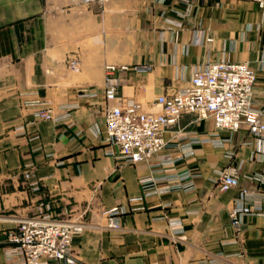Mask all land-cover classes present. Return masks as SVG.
Wrapping results in <instances>:
<instances>
[{"label": "crops", "instance_id": "crops-1", "mask_svg": "<svg viewBox=\"0 0 264 264\" xmlns=\"http://www.w3.org/2000/svg\"><path fill=\"white\" fill-rule=\"evenodd\" d=\"M219 61L255 68L264 119V9L252 0H0V264H10L7 231L43 212L85 222L72 246L82 264H264V215L243 216L240 232L230 215L242 188L264 206V141L246 125L220 130L215 146L214 120L184 114L165 132L167 147L136 164L107 140V106L135 98L161 111L156 97ZM108 64L120 81L111 101ZM42 107L69 117L42 119ZM228 167L240 185L222 190L218 174ZM150 175L160 181L146 193L141 180ZM186 181L194 188H173ZM112 208L120 229L108 227Z\"/></svg>", "mask_w": 264, "mask_h": 264}, {"label": "built area", "instance_id": "built-area-1", "mask_svg": "<svg viewBox=\"0 0 264 264\" xmlns=\"http://www.w3.org/2000/svg\"><path fill=\"white\" fill-rule=\"evenodd\" d=\"M252 1L264 9V0ZM167 21L179 27L183 25L174 19ZM207 40L213 41L210 37ZM117 68L114 64L105 67V96L109 101L118 97L120 81L116 75ZM256 79V70L247 61L210 63L197 69L185 87L156 97L153 103L160 104L161 111H147L135 98H126L119 105L107 106V140L119 148L121 157L127 163L149 161L167 147L165 132L177 125L182 115L192 113L199 119L211 117L214 120L215 131L208 140L215 146L223 145L218 136L220 130L238 131L243 125L253 136L264 141L263 112L256 107L254 96ZM36 114L42 119L54 121L69 117V114L55 116L51 107L39 108ZM202 141L197 137L191 138L193 143ZM190 154L192 151L184 153ZM161 162L172 163L174 159L162 157ZM33 173L32 167L26 169V178H31ZM190 175L183 172L178 176L187 180ZM159 181L153 175L141 180L146 193L156 191ZM218 183L222 190L238 187L240 176L237 168L228 167L219 171ZM173 188L191 190L194 185L186 181ZM35 189H39L37 183ZM104 213L108 216L109 228H121V211L118 208L107 209ZM249 214L264 215V206L257 194L242 188L230 212L232 225L238 232L243 226V216ZM169 223L174 232L183 230L181 219H171ZM84 226L82 220L55 217L44 212L21 220L15 228L7 231L11 247L6 254L10 264H82L72 246L73 239L83 231Z\"/></svg>", "mask_w": 264, "mask_h": 264}, {"label": "rangeland", "instance_id": "rangeland-1", "mask_svg": "<svg viewBox=\"0 0 264 264\" xmlns=\"http://www.w3.org/2000/svg\"><path fill=\"white\" fill-rule=\"evenodd\" d=\"M72 61H77V60H76V59L71 60V62L69 63V67H70L71 69H73V70L78 69V67H79V63H72ZM128 68H129V67L126 66V68H124V69H128Z\"/></svg>", "mask_w": 264, "mask_h": 264}]
</instances>
